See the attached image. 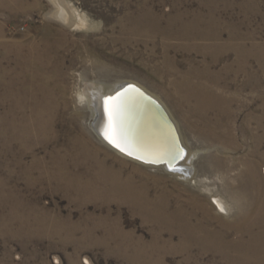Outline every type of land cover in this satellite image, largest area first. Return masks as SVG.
I'll use <instances>...</instances> for the list:
<instances>
[{
    "label": "rangeland",
    "instance_id": "obj_1",
    "mask_svg": "<svg viewBox=\"0 0 264 264\" xmlns=\"http://www.w3.org/2000/svg\"><path fill=\"white\" fill-rule=\"evenodd\" d=\"M59 9L84 24L61 23ZM191 24L218 30V41L184 38ZM263 62L264 0H0V264H264V219L252 233L227 226L235 191L256 182L246 168L264 176ZM166 68L215 80L223 113H207L201 136ZM125 80L171 109L197 151L189 180L123 157L92 131L79 94ZM43 97L49 111L34 116L43 128L29 129L28 105ZM213 196L232 213H218ZM194 200L221 247L183 248L169 231V215Z\"/></svg>",
    "mask_w": 264,
    "mask_h": 264
},
{
    "label": "bare ground",
    "instance_id": "obj_2",
    "mask_svg": "<svg viewBox=\"0 0 264 264\" xmlns=\"http://www.w3.org/2000/svg\"><path fill=\"white\" fill-rule=\"evenodd\" d=\"M54 15L58 20H60L61 23L65 25H69V24L75 25L76 24V26L78 27V26H81V24H84L83 17L78 13L77 15L70 14L69 11L62 13L60 12V9H59V11L54 12ZM193 24H194V21H193ZM185 26L186 28H184L183 31H181L182 33L186 31L184 32V35H185L184 38L198 37L205 41L209 40L212 42H216L219 39L220 35H219L218 30L214 31L211 28L210 30L203 29V30L195 31L193 30L194 27L192 28V24L185 25ZM187 27H189V32L187 31ZM190 28L195 32H192ZM241 52L244 53V51H241ZM161 75L163 79L165 80L166 84L168 85L171 91V95H173L178 107L184 112L188 126L189 128L193 130V132L195 131L198 135H200L203 132V127L207 126L205 121L207 122L206 115L208 112H215L216 115H219L220 112L223 113L221 109L222 104L220 103V98L215 94L212 88V85H211V83L216 84V82L215 80L211 79L207 75V72H205L204 70L190 69L183 73H180L179 70H177L176 68H171V69L166 68ZM169 76H172V78L169 79L168 78ZM126 84H136L144 92L149 94L151 97H153L160 104L163 105V107L166 109L167 113L169 114L170 118L172 119L174 123L175 129L179 137L180 145L184 149H182L178 145L177 141L172 136L170 127L165 125L160 120V118L157 117L155 111L152 109L151 105L149 104V101L146 99L144 94L135 86L128 87L125 90L119 92V93H122V96L120 99L119 111L117 115L115 116L114 120H110L108 113L105 111V99L107 97H112L114 93H116ZM86 90L87 92L79 94V99L81 103H84L86 107L90 110L91 116H92V122H91L92 131L94 132V134H96L99 137V139L104 144H106L112 150L118 152L120 155H122L123 157L127 159L133 160L145 166L164 169L167 172L177 175L180 179L184 181L189 180L194 175L192 163L197 155V151H192L191 148L189 149L187 147L185 140L183 139V135L180 130L178 121L175 119L171 109L167 106L165 102H163V100H161L159 96H157L156 94H154L153 92H151L150 90L145 88L143 85L139 84L138 82H135L132 80H125V81L113 82V83H108V84L92 85ZM62 101H66V100H62ZM50 102L51 101L47 97L46 98L43 97V100L37 99L36 102H34L35 103L34 107H32V103L28 105V108L26 111H28L29 113L27 117L28 118L30 117V118L28 120L26 116L24 115L23 118H26L25 126L28 127L29 129L41 128L42 127L41 125L36 124L34 116L45 118L43 114L49 111V108H50L49 104H51ZM66 104L64 102L65 108L68 107V102ZM31 117L33 118V121H31ZM209 128L211 129V127ZM6 131L3 130V132H6ZM106 136L113 138L116 143H119L121 147H124L126 149V151H131L133 155H127L126 152L120 151V149L114 146L113 143H109V140L106 139ZM136 157H140V158L137 159ZM163 160H165L166 162L160 163ZM176 160H179V161L174 165L173 163L176 162ZM214 166L216 167L217 164L213 163L212 166L208 167V170L212 169ZM246 169L248 172L245 173L244 176L246 177L248 175L251 179H254L256 182L250 180L248 184H245L246 186L245 188L243 187L235 191L234 202H235V205L237 206V210H235L236 213L234 212L235 214L233 215V222L227 224V226L229 227L228 228L229 230L231 231L235 230V232L241 233V234L246 231H249L250 233L254 232L255 227L259 225V221L264 219V207H262V204H261L264 202V176L256 178L253 175V172L252 173L249 172L248 167ZM195 182L196 181H194V183ZM95 194H97V192ZM212 198H213V204L215 206V209L223 217L224 215L227 216L230 213H232L227 202L221 196H213ZM192 206L193 207L190 210H187L185 207H179L173 214L169 215V217L167 218L169 222V227H170L169 231L173 233L177 232L179 234L178 235L180 236L179 244L180 245L182 244L181 247L183 248H195L198 246L204 249L208 248V246L209 247L212 246L214 248L221 247L220 242L222 241V237L217 236L213 234V232H211V229L209 226L210 221H208L209 218L206 219L204 216L198 217V215L196 214L200 208V204L194 200L192 202ZM221 223H223V220L221 221Z\"/></svg>",
    "mask_w": 264,
    "mask_h": 264
},
{
    "label": "water",
    "instance_id": "obj_3",
    "mask_svg": "<svg viewBox=\"0 0 264 264\" xmlns=\"http://www.w3.org/2000/svg\"><path fill=\"white\" fill-rule=\"evenodd\" d=\"M135 86L137 87L146 97V99L149 101V104L151 105L152 109L155 111L156 115L158 118H160V120L167 125L168 127H170V131L172 133V136L175 138V140L177 141L178 145L181 147L180 142H179V137L177 134V131L175 129L174 123L172 121V119L170 118L169 114L167 113L166 109L163 107L162 104H160L156 99H154L153 97H151L149 94H147L146 92H144L140 87H138L136 84H126L124 87H122L120 90H118L116 93H114L112 96L116 95L117 93L125 90L128 87H132ZM182 149H184L183 147H181ZM182 159V158H181ZM179 159V160H181ZM179 160H176V162H174L173 164L175 165ZM166 162L165 160L161 161L160 163H164ZM153 163V162H152Z\"/></svg>",
    "mask_w": 264,
    "mask_h": 264
},
{
    "label": "snow or ice",
    "instance_id": "obj_4",
    "mask_svg": "<svg viewBox=\"0 0 264 264\" xmlns=\"http://www.w3.org/2000/svg\"><path fill=\"white\" fill-rule=\"evenodd\" d=\"M122 93H117L116 96L107 97L105 99V111L108 113L110 120H114L115 116L119 111L120 99ZM106 139L109 140V143H113L114 146L118 147L120 151L126 152L127 155H133L131 151H126L124 147H121L119 143H116L113 138L106 136ZM139 159L140 157H136Z\"/></svg>",
    "mask_w": 264,
    "mask_h": 264
}]
</instances>
